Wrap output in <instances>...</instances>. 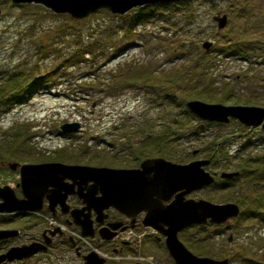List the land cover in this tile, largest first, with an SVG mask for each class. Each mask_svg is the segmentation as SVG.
Here are the masks:
<instances>
[{"label": "rangeland", "instance_id": "obj_1", "mask_svg": "<svg viewBox=\"0 0 264 264\" xmlns=\"http://www.w3.org/2000/svg\"><path fill=\"white\" fill-rule=\"evenodd\" d=\"M42 8L46 9L0 0V84L17 64L24 72L34 65L37 75L45 77L37 85L38 76L23 80L18 88L24 94L33 87L26 99L6 110L0 106V186L13 188L19 180L17 169L6 166L10 161L121 168L144 157L161 156L176 163L209 158L205 169L215 172L214 181L192 190L190 198L235 202L239 214L221 224L181 229L178 239L198 256L228 255L229 264H264V224L252 217L260 210L254 200L260 185L253 171L258 152L252 146L240 149L241 137L222 142L224 134L237 131L236 125L203 121L184 105L188 99L225 106L264 105V0L166 2L132 7L122 14L100 9L79 19L91 22L92 36L88 44L83 38L87 48H77L84 57L66 51L73 61L69 67H56L58 60L51 54H33L32 43L22 35L25 19L32 17L29 11L47 28L61 21V16H50ZM215 10L227 14L225 26L217 31L215 24L210 26ZM205 40L213 42L207 50L200 48ZM56 41V47L65 46L61 37ZM128 68L145 70L156 84L130 79ZM65 123L78 128L63 132L60 126ZM248 137H254L253 131ZM221 171L237 175L220 179ZM16 227L12 215L0 214V229ZM13 240L7 239L4 247L13 246ZM161 245L149 240L141 253L145 260L173 264ZM113 261L110 264H119Z\"/></svg>", "mask_w": 264, "mask_h": 264}, {"label": "water", "instance_id": "obj_2", "mask_svg": "<svg viewBox=\"0 0 264 264\" xmlns=\"http://www.w3.org/2000/svg\"><path fill=\"white\" fill-rule=\"evenodd\" d=\"M9 1L11 4H38L52 13L67 14L71 18L82 19L100 9L122 14L136 6L188 0ZM212 20L216 23V29L219 30L226 23V15L215 14L212 16ZM200 46L207 50L211 46V41L205 40ZM184 105L190 113L203 120L225 122L229 117H232L246 126L257 125L262 120V126H264V105L225 106L198 99H188ZM77 128L76 123H65L60 126L63 132L75 131ZM208 163L209 158L176 163L161 156L144 158L135 168L67 164L61 161L36 163L10 161L6 166L9 170L17 169L18 171L17 186L20 189V196H16L13 188L9 185H1L0 213L38 210L40 199L44 195L58 196L59 202L65 204L66 194L71 192V183H66L64 181L66 179L70 181L76 178L92 179L95 187L90 192H98V196L92 198L91 202L98 211L113 206L115 198L122 200L127 197L129 190H134L132 193L136 194L135 196L146 191L148 203L144 225L163 236L164 248L173 264H227L226 257L214 258L193 254L177 237V232L184 227L205 223L221 224L239 214V207L235 202L214 203L202 198H184V195L190 191L212 183L214 176L205 169ZM140 173L143 175L142 179ZM236 175L237 171H221L219 173L220 178H231ZM76 183L79 186L78 181ZM48 186L50 188H46ZM68 186L69 188H67ZM170 197L172 198L168 203H162L169 200ZM262 210L264 212V206ZM76 211L77 209H71L69 214L75 218ZM16 232V229L11 228L0 229V240L13 237ZM46 242L10 246L0 253V262L5 263L9 260L28 257L38 250H44ZM91 255L94 264L102 263V257L93 253Z\"/></svg>", "mask_w": 264, "mask_h": 264}, {"label": "flooded vegetation", "instance_id": "obj_3", "mask_svg": "<svg viewBox=\"0 0 264 264\" xmlns=\"http://www.w3.org/2000/svg\"><path fill=\"white\" fill-rule=\"evenodd\" d=\"M201 1L207 2L211 0ZM222 13L224 14L225 12L215 10L211 17ZM214 24L215 22L212 20L210 26L212 27ZM208 122L217 125H226L231 122L236 125L237 131L234 130L224 134L221 138L222 142L230 141L234 137H241L243 141L239 147L240 149L252 146L253 150L258 152L254 157L258 167H254L253 171H255V174L257 173L260 184L258 185L259 194L257 195L259 198L257 199L254 196V200L260 210L253 214L252 217L264 224V212L262 210L264 206V126H262V120L257 125L252 126H246L232 117H229L226 122ZM250 131H253V138L248 137ZM215 146H218V144L215 143ZM140 161L137 164L123 168H135ZM209 172L215 176L214 171ZM140 174L142 179L143 175L142 173ZM16 177L18 179L17 171ZM64 181L71 183V192L66 194L65 204L59 202L58 196L44 195L40 199V208L38 210L10 213L14 221L17 222V232L13 237L0 240V253L12 246L4 247V242L7 239H14L13 245L18 246L31 242L44 243L47 241L46 248L38 250L28 257L9 260L5 263L0 262V264H94L91 253L100 254L99 256L103 258L101 264H110L115 262L113 260H119V264H144L146 262L157 264L153 260H145L144 254L141 253L143 248L148 247L149 240L156 243L157 247L162 246L161 243H163L162 235L144 225L143 222L146 218L148 203L146 191H142L140 195L135 196L136 194L132 193L134 190H129L127 197L121 198L122 200L115 198L113 206L98 211L91 202L92 198L98 196V192H90L95 187L92 179L76 178L71 181L69 179ZM77 181L79 186L76 183ZM222 187H227V184H222ZM13 188L16 196H20L17 181L14 182ZM189 193L185 194L184 198H190ZM171 198L162 203H168ZM259 200L263 202L259 203ZM71 209H77L75 218L69 214ZM230 240L231 236L227 238V241ZM137 249L139 251H136ZM259 249L260 244L256 243L254 246L255 252L258 253ZM222 257H226L228 259L227 264H229V256L223 255ZM251 261L252 263L255 262ZM256 263L260 264V262Z\"/></svg>", "mask_w": 264, "mask_h": 264}, {"label": "trees", "instance_id": "obj_4", "mask_svg": "<svg viewBox=\"0 0 264 264\" xmlns=\"http://www.w3.org/2000/svg\"><path fill=\"white\" fill-rule=\"evenodd\" d=\"M43 10L46 11L48 15L50 14V16H61V21L50 24L55 26L47 28L46 23H43L40 18L36 17L35 13H32L33 11H29L32 17L25 19V21L27 20V25L24 28L25 33L22 35L28 37L29 41L32 43L33 54L39 57H46L48 54H51L53 59L58 60L55 63L56 67H69L73 61L72 58L65 53L67 50H73L80 58L84 57L83 55L85 53L80 50L78 51L77 48L80 45H82L84 49L87 48L85 45L88 44L87 39L92 36V33H90L91 22L88 21L86 23L85 21L79 19H73L66 14L56 15L47 9ZM56 25L58 26L56 27ZM96 26H98V24ZM102 28L105 29L104 26ZM62 32L66 33L64 35H59ZM57 37H61V40L65 43V46L62 48L56 47L54 45L57 42ZM195 37L197 38L198 36L196 35ZM66 38H68V40ZM83 38H86L85 44ZM191 40V42H195V39ZM24 69V67H21L19 64H17L12 69L14 72L9 73L10 75L7 76L0 84V106H2L5 110L11 108L13 105L15 106L23 102L26 99L27 94L31 93V89L33 87L25 92L26 95L23 93L22 89L18 87L21 86L23 80L27 78L32 80L37 77L38 70L34 67V65L29 67L28 72H24ZM125 71L129 73L130 79L140 80L151 86L156 84L155 80H152V77L150 76L151 74L146 73V71L143 69L128 68ZM35 79L34 81L36 82V85L45 81V77L42 75L40 77L38 76V79ZM18 94H21V96H18ZM243 172H245V170Z\"/></svg>", "mask_w": 264, "mask_h": 264}]
</instances>
